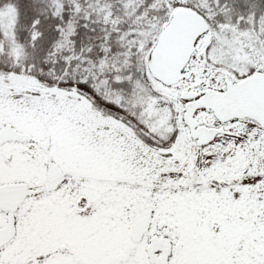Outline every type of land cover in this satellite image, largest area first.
Segmentation results:
<instances>
[{
	"label": "snow or ice",
	"instance_id": "snow-or-ice-1",
	"mask_svg": "<svg viewBox=\"0 0 264 264\" xmlns=\"http://www.w3.org/2000/svg\"><path fill=\"white\" fill-rule=\"evenodd\" d=\"M0 264H264V0H0Z\"/></svg>",
	"mask_w": 264,
	"mask_h": 264
}]
</instances>
